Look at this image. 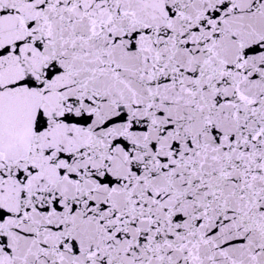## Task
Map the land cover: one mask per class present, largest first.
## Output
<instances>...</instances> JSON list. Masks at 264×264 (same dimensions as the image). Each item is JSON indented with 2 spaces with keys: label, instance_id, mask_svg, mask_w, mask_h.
Segmentation results:
<instances>
[{
  "label": "snow or ice",
  "instance_id": "6c2138e0",
  "mask_svg": "<svg viewBox=\"0 0 264 264\" xmlns=\"http://www.w3.org/2000/svg\"><path fill=\"white\" fill-rule=\"evenodd\" d=\"M0 264H264V0H0Z\"/></svg>",
  "mask_w": 264,
  "mask_h": 264
}]
</instances>
